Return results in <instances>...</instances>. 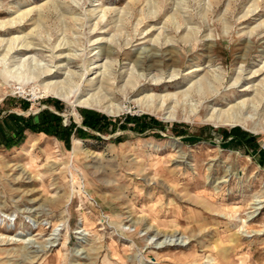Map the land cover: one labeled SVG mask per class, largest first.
<instances>
[{
	"label": "rangeland",
	"instance_id": "rangeland-1",
	"mask_svg": "<svg viewBox=\"0 0 264 264\" xmlns=\"http://www.w3.org/2000/svg\"><path fill=\"white\" fill-rule=\"evenodd\" d=\"M221 1L0 0L1 123L61 118L59 134L26 129L19 145H0V264H264V109L244 107L247 128L208 120L238 103L242 70L264 66V0ZM17 37L41 44L19 64L5 56ZM146 53L177 63L125 90ZM109 61L111 91L86 85L97 69L72 75ZM48 66L73 86L70 99L41 87ZM208 72L211 93L222 81L211 98L198 87ZM98 91L124 111L79 105ZM161 95L162 112L136 102Z\"/></svg>",
	"mask_w": 264,
	"mask_h": 264
},
{
	"label": "bare ground",
	"instance_id": "bare-ground-1",
	"mask_svg": "<svg viewBox=\"0 0 264 264\" xmlns=\"http://www.w3.org/2000/svg\"><path fill=\"white\" fill-rule=\"evenodd\" d=\"M221 2H222L221 0H209V3L211 5H213V6L214 5H216V6L219 5ZM262 25H264V23ZM262 25H259L258 27H262ZM11 26H12V24H11ZM104 40H106L105 37H103V38H97V39H95L93 41V44L103 43ZM108 41L109 40H107V42ZM153 42H154V39H153ZM0 43H3V42H0ZM6 46L7 47H6V51H5V56L6 55H9L10 56L12 54V57L11 58H15V60H14L15 63L16 64L17 63L19 64V63H22V61H23L22 55L24 53L25 54H28V53L30 54V52H33L34 50H37L38 48H36V47L37 46H41V44L35 43L32 40L31 41H28L26 39H22L21 40V37H17L15 39H12V41H10V43H8V45H6ZM108 47L111 48V44ZM52 48H53L52 51L55 53L54 50H56V48H59V46H54ZM156 50H158V49H156ZM101 51L102 50H100L96 54V55H98V57H101L103 55V53H101ZM53 52H52V59L58 60V61H61V62L66 61L68 63H71V62H73L77 58L76 55H73V54H70V53L67 54V55H63V53H60L58 55H54ZM113 53L114 52L112 50H109L106 53V55H108L110 57V56L113 55ZM164 53H166V52H164ZM20 54H22L21 57L19 56ZM25 54L23 56H25ZM13 55H16V56H13ZM169 55H171V54L169 53ZM166 56H167V53H166ZM166 56H165V54L163 55L162 53L161 54H158V53H146L144 55H140L138 57V60H137V68H139L142 71H141V73H137V74H135L134 72H132L128 76V79L126 80V83L124 85L126 87L125 90L129 89V87H130L131 91H133V89L136 88L137 85L139 84V82H140L139 80L142 79L143 77L144 78L146 77V79H147V76L151 74V71L158 70V69L162 68V66L169 65V63H177L174 54H172L171 57L168 58V59H166ZM29 58L34 60L35 57L30 56ZM167 61H169V62H167ZM174 65H170V66H174ZM111 66H113V62H110V61L107 62V64H105V66L97 65L94 68H89L87 66L86 68H84V71L82 73L73 72L72 75L74 76V74H78L80 76V78L83 79V77L86 75V73H89L93 69H97L98 71L96 72V76L90 78L88 80V82H87L86 85L89 88H92L93 90H99V91L100 90L101 91L106 90V91H111L112 88L114 87V83H115L113 80L116 79V78H114L113 74H111L110 71H109V67H111ZM102 67H105L106 68V70L103 71V72L100 71L102 69ZM58 69L53 70L51 67L48 66L46 68H43L39 73L36 71V73H38V74H36L37 76L36 75L35 76H36V79L37 80L39 79V82H40L39 84H41V87L48 94H52L53 96L59 97V98L64 99V100H67L70 97V94L73 93V91H74L73 90V86L67 88V86H69V84L67 85V83H66L67 81L65 82V81H62L61 80V76L58 75ZM202 70H204V68L199 67L198 69L191 71V74L192 73L200 72ZM243 71L244 70H242L239 73V75L236 77V79L234 80V82H233V88H232L233 90H235L236 88L234 86L235 85H238V84H240L239 87L242 86V89L240 90V92H242V94L240 95V99H239L240 101L238 100V103L232 105L228 110H223L222 109V110H219V112L217 113V115H214V113L212 115H210V117H209L208 120L213 121V123L216 126H228V125L235 126V125H241L243 128H247V126H248L247 124H248V121H249V117L248 116L247 117H241L240 116V113L244 110V107H246V108H252L254 110H256V109H258L260 107H262L264 109V66H262V67H260V68H258L256 70H254V71L251 70L252 71L251 74L249 76H247V77H245L243 75ZM209 72L206 75H204L201 78V80L198 81V87H199L200 91L202 89H203V91H205V95L208 98H211L212 93L217 92L218 90L222 89L221 88L222 81L220 79H217V80H219V83L217 85L218 87H216L214 89V91L211 93L210 92L211 90L209 91V88H211L210 87L211 84L214 85V83H212L214 80L211 81L212 78H211V75H209ZM176 75L177 74L174 71L172 73V76L171 77H175ZM256 77L257 78H260L261 77V78L257 80V79H255ZM122 78H124V75H122ZM161 79L157 80V84L160 82ZM123 81H124V79H123ZM245 81H249V83L248 84L247 83L245 84L244 83ZM155 82H156V80H155ZM76 85L77 84H75V86ZM41 87H39V88H41ZM99 91L97 92V94H92L89 97L86 96V98H82L81 100H79V105H81L83 107H88V108L96 109L98 111L106 112V113L111 114V115L112 114L113 115H116V114H119L122 111H124L122 104H119V103L118 104H114V103L105 104L101 99H98L97 98L99 96L98 94L101 92V91L100 92ZM225 91L227 92V90H225ZM234 92H236V90ZM221 93H219V94H221ZM88 95H90V92L88 93ZM251 95H252V97H251ZM169 96H171V94ZM169 96H164V95L159 96V98H161V102L160 103L158 102L157 104H155L151 99H148V98L147 99L146 98H144V99H138V100H136V102H137L138 105L142 106V108L144 106L146 109H149V110L151 109L152 111H156V112H162L163 111V108H164L163 107V104L168 100ZM203 96H201V97H203ZM146 97H152V95L151 96L150 95L149 96L146 95ZM171 101H172V99H171ZM175 116L176 115L174 113H171L169 116H166L165 119L166 120H170V119H173ZM33 203L37 204L38 203V200H34Z\"/></svg>",
	"mask_w": 264,
	"mask_h": 264
},
{
	"label": "trees",
	"instance_id": "trees-1",
	"mask_svg": "<svg viewBox=\"0 0 264 264\" xmlns=\"http://www.w3.org/2000/svg\"><path fill=\"white\" fill-rule=\"evenodd\" d=\"M26 103L25 108H28ZM39 121H35L34 117L24 118L14 115L11 117V122L7 120L4 126L0 121V145L11 148L19 145L25 138L24 131L26 129L35 132H44L49 135L59 134L58 130L61 127V118L50 113L43 112L38 116ZM95 118L85 115V122L92 128L96 127ZM63 129V128H62ZM7 134V135H6ZM9 135H14L9 137Z\"/></svg>",
	"mask_w": 264,
	"mask_h": 264
}]
</instances>
